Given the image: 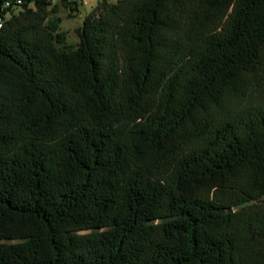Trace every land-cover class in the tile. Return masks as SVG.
<instances>
[{
	"label": "trees",
	"instance_id": "16d2710c",
	"mask_svg": "<svg viewBox=\"0 0 264 264\" xmlns=\"http://www.w3.org/2000/svg\"><path fill=\"white\" fill-rule=\"evenodd\" d=\"M60 5L0 0V264H264V0Z\"/></svg>",
	"mask_w": 264,
	"mask_h": 264
},
{
	"label": "rangeland",
	"instance_id": "374dc122",
	"mask_svg": "<svg viewBox=\"0 0 264 264\" xmlns=\"http://www.w3.org/2000/svg\"><path fill=\"white\" fill-rule=\"evenodd\" d=\"M100 1L102 0H98V2ZM58 2L59 1L57 0L56 3ZM94 4H97V2H89L84 4L79 8V12L73 18L68 17V11L66 8L61 5L59 6L58 16L61 18L60 31H63L67 34V43L69 45L77 46L79 43V38L75 33V29L82 24V19L90 13Z\"/></svg>",
	"mask_w": 264,
	"mask_h": 264
},
{
	"label": "built area",
	"instance_id": "2783aa9c",
	"mask_svg": "<svg viewBox=\"0 0 264 264\" xmlns=\"http://www.w3.org/2000/svg\"><path fill=\"white\" fill-rule=\"evenodd\" d=\"M57 0H52V3L54 4ZM60 1V0H58ZM70 1H76L80 4H86V3H89V2H98V0H70ZM8 5V3H7ZM2 27V21L0 20V28Z\"/></svg>",
	"mask_w": 264,
	"mask_h": 264
},
{
	"label": "crops",
	"instance_id": "0c3cea01",
	"mask_svg": "<svg viewBox=\"0 0 264 264\" xmlns=\"http://www.w3.org/2000/svg\"><path fill=\"white\" fill-rule=\"evenodd\" d=\"M56 3V2H55ZM97 4H94V6H92V8H91V10L96 6ZM82 21H83V19H82Z\"/></svg>",
	"mask_w": 264,
	"mask_h": 264
}]
</instances>
